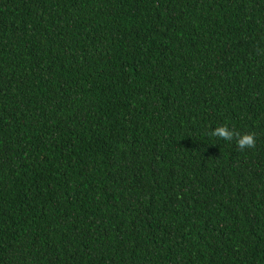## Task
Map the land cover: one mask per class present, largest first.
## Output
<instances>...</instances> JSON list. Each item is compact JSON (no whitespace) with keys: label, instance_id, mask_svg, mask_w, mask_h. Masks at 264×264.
Returning a JSON list of instances; mask_svg holds the SVG:
<instances>
[{"label":"trees","instance_id":"1","mask_svg":"<svg viewBox=\"0 0 264 264\" xmlns=\"http://www.w3.org/2000/svg\"><path fill=\"white\" fill-rule=\"evenodd\" d=\"M0 264H264V0H0Z\"/></svg>","mask_w":264,"mask_h":264},{"label":"clouds","instance_id":"2","mask_svg":"<svg viewBox=\"0 0 264 264\" xmlns=\"http://www.w3.org/2000/svg\"><path fill=\"white\" fill-rule=\"evenodd\" d=\"M211 134L215 137L222 138L225 141H231L234 137H237L236 144L241 150L254 147L256 142L255 136L251 132L239 135L238 133L233 132L227 124L216 127L212 130Z\"/></svg>","mask_w":264,"mask_h":264}]
</instances>
